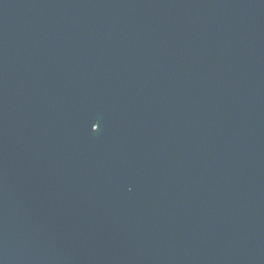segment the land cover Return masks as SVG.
<instances>
[{
	"label": "water",
	"instance_id": "95a60500",
	"mask_svg": "<svg viewBox=\"0 0 264 264\" xmlns=\"http://www.w3.org/2000/svg\"><path fill=\"white\" fill-rule=\"evenodd\" d=\"M0 264H264V0H0Z\"/></svg>",
	"mask_w": 264,
	"mask_h": 264
},
{
	"label": "snow or ice",
	"instance_id": "6c2138e0",
	"mask_svg": "<svg viewBox=\"0 0 264 264\" xmlns=\"http://www.w3.org/2000/svg\"><path fill=\"white\" fill-rule=\"evenodd\" d=\"M96 125H98V122H97V124Z\"/></svg>",
	"mask_w": 264,
	"mask_h": 264
}]
</instances>
